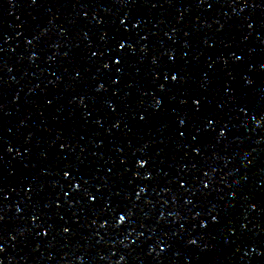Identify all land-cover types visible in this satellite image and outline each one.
<instances>
[{"label":"water","instance_id":"95a60500","mask_svg":"<svg viewBox=\"0 0 264 264\" xmlns=\"http://www.w3.org/2000/svg\"><path fill=\"white\" fill-rule=\"evenodd\" d=\"M0 264H264V0H0Z\"/></svg>","mask_w":264,"mask_h":264}]
</instances>
